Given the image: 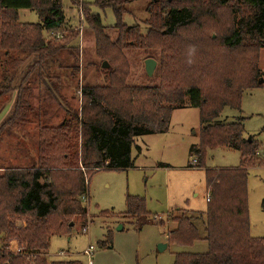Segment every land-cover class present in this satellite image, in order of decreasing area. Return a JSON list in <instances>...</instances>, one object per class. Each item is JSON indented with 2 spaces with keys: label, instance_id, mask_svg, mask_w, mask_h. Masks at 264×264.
<instances>
[{
  "label": "trees",
  "instance_id": "trees-1",
  "mask_svg": "<svg viewBox=\"0 0 264 264\" xmlns=\"http://www.w3.org/2000/svg\"><path fill=\"white\" fill-rule=\"evenodd\" d=\"M77 2L80 0H73L78 7ZM128 2L97 0L99 6L113 8L117 17L113 27L103 25L101 17L93 15L83 3L84 21L94 33L97 54L114 61L131 43L147 46V42H157L167 54L180 51L184 55L179 63L175 61L176 79L171 82L178 85L165 82L161 87H126L125 77L115 75L109 85L82 88L81 114H73L58 127L42 130L36 164L28 169L7 168L0 174V264H82L80 261L50 263L47 255L52 236L61 233L62 227L68 228L71 222L75 225L76 220L84 228L87 226L88 210L83 205V199L88 198L87 178L100 170L136 168L133 147L140 149L136 140L145 135L168 133L174 110L186 98L191 108L200 111V143L191 148L197 167L204 168L206 150L217 147L241 152L243 165L207 171L210 200L204 222L208 252L176 254L174 264H264V238L251 235L248 207L246 166H254L257 149L253 141L244 138L241 121L216 122L225 107L240 109L247 89L261 86L259 81L263 78L257 62L264 48V0H153L147 7L149 17L144 22L146 36L138 27L123 22ZM225 8L231 9L232 27L228 34L215 40L221 37L226 64L219 67L222 57L217 55L219 59H215L206 78L197 79L202 74L198 66L205 46H199L203 40L195 43L188 29H210L211 22H220L219 12ZM21 10L34 11L39 23H21ZM237 14L241 15L240 19ZM66 22L63 0H0V53L5 58H12L14 53L25 54L26 59L34 60L32 68L38 65L43 68L48 59L73 50L68 45L77 39L78 33L61 35L65 44L55 42L60 39H46L64 28ZM107 28L116 34L115 42L105 34ZM237 50L247 55V63L245 58H240L242 61L228 58L231 51ZM2 66L4 72L9 71L6 63ZM24 106L19 88L15 107L0 126V138L16 126ZM189 167L193 166L189 164ZM128 204L127 212L120 215L125 219L149 214L143 198L129 197ZM101 215L116 214L105 211ZM197 215L185 210L170 218L175 224L167 232L170 244L189 247L201 239L194 223ZM73 218L74 221H68ZM154 223L164 226L161 220L155 219ZM142 227L136 229L140 231ZM105 238L98 242L100 248L113 244V232L108 231ZM13 240L22 247L18 255L7 250ZM26 255L39 257L32 261Z\"/></svg>",
  "mask_w": 264,
  "mask_h": 264
},
{
  "label": "rangeland",
  "instance_id": "rangeland-1",
  "mask_svg": "<svg viewBox=\"0 0 264 264\" xmlns=\"http://www.w3.org/2000/svg\"><path fill=\"white\" fill-rule=\"evenodd\" d=\"M123 22L136 26L146 36L144 22L148 19V5L153 0H127ZM82 2V3H81ZM97 0H80L78 7L73 0H63L66 14L64 28L47 35V41L65 44L61 35L78 33V37L66 50L41 65L32 68L34 60L26 59L25 54L14 53L12 58H5L0 53V126L11 115L17 94L25 104L17 118L16 126L5 132L0 138V174L7 168L28 169L36 164L41 132L44 128H55L68 121L75 113L82 112V88L84 86L109 85L115 75L125 77L126 87H161L165 82L176 79L175 61L184 57L177 51L167 54L157 42L142 46L131 43L123 50L122 56L114 61L105 60L97 54L94 33L84 21L85 5L93 15L100 16L103 25L113 27L117 17L113 8L101 7ZM244 11V9H242ZM220 22H211L210 29L200 31L188 29L198 43L203 40L205 54L199 63L200 76L211 71L215 59L222 58L219 67L226 64L224 49L218 36H224L231 29L233 16L230 8L220 10ZM246 14V12H245ZM21 23L37 24L39 17L34 11H19ZM241 15L237 14V19ZM105 34L116 41V34L110 29ZM55 36V37H53ZM52 37V38H51ZM251 46L250 44H246ZM202 50V48H199ZM191 54H188V56ZM258 69L264 80V48L260 50ZM240 50L231 51L229 59H246ZM153 59L157 65L152 77L146 72V60ZM172 60V61H171ZM107 61L109 68H103ZM248 59H246L247 63ZM6 63L9 71L4 72ZM173 66V68H171ZM218 67V68H219ZM196 84V82H195ZM243 124L244 138L253 141L256 153L254 166L248 172V207L251 222V235L264 238V84L247 89L242 95L240 109L225 107L217 123ZM170 132L161 135H145L136 140L140 147H133L136 168L114 171L100 170L87 178V195L83 205L88 210V222L84 228L81 222H71L68 228L62 227L61 233L52 236L47 260L80 261L82 264H174L179 253L206 254L208 243L205 240L204 213L208 209L207 171L234 169L243 165L242 153L229 147L207 149L204 170H190L195 156L191 148L200 143L202 124L200 111L188 105V99L174 110ZM197 158V157H196ZM143 198L148 215L142 218L125 219L120 215L129 208L128 198ZM178 208L195 212L194 218L201 239L192 246L184 247L170 244L166 233L173 229L170 216L177 215ZM114 212L116 215L103 217L102 212ZM187 215H191L187 212ZM157 221L164 226L156 225ZM75 219H68V221ZM73 224V225H72ZM125 230L119 231L121 226ZM142 230L137 227L142 226ZM107 230L113 232V244L100 248L98 241H104ZM1 240V235H0ZM90 245L96 250L92 257L83 252ZM162 245H167L162 249ZM1 246V243H0ZM8 252L20 254L22 247L17 240L9 243ZM63 253V254H62ZM46 255H41L44 258ZM30 260L39 256L26 255Z\"/></svg>",
  "mask_w": 264,
  "mask_h": 264
},
{
  "label": "water",
  "instance_id": "water-1",
  "mask_svg": "<svg viewBox=\"0 0 264 264\" xmlns=\"http://www.w3.org/2000/svg\"><path fill=\"white\" fill-rule=\"evenodd\" d=\"M156 65H157V63H156L155 60H153V59H148V60H146V63H145V66H146V72H147V74H148L150 77L153 76L154 71H155V68H156ZM103 68H105V69H108V68H109V64H108V62L105 61V62L103 63ZM263 83H264V80H263V79L259 81V84H260V85H262ZM249 141H251V139H249ZM72 225H73V224H72ZM162 246H163L162 249L167 247V245H162Z\"/></svg>",
  "mask_w": 264,
  "mask_h": 264
},
{
  "label": "crops",
  "instance_id": "crops-1",
  "mask_svg": "<svg viewBox=\"0 0 264 264\" xmlns=\"http://www.w3.org/2000/svg\"><path fill=\"white\" fill-rule=\"evenodd\" d=\"M171 130V129H170ZM170 130H169V132H170ZM168 132V133H169ZM167 133V134H168ZM257 156H259V154H258V152H257ZM194 160H196V159H194ZM254 161H255V159H254ZM194 162V161H193ZM189 164H191V162L189 163ZM189 164H188V167H189ZM197 164H198V161L196 160V163L194 164H192L191 166H193V167H189V169L190 170H204V168H200V167H197ZM249 168V167H248ZM207 196H209V194L207 195ZM208 201V200H207ZM185 210L183 209V208H178V215H176V216H179L180 215V213L181 212H184ZM176 216H174V215H172V216H170V218L172 217H176ZM175 228V224L173 225V229ZM123 230H125V227H124V225L123 226H121V228H120V230L119 231H123ZM108 231H110V230H107V232ZM170 231V230H169ZM106 235V234H105ZM166 237H167V233H166ZM100 241V240H99ZM98 241V242H99ZM48 252H49V250H48ZM83 254H84V252H83Z\"/></svg>",
  "mask_w": 264,
  "mask_h": 264
},
{
  "label": "built area",
  "instance_id": "built-area-1",
  "mask_svg": "<svg viewBox=\"0 0 264 264\" xmlns=\"http://www.w3.org/2000/svg\"><path fill=\"white\" fill-rule=\"evenodd\" d=\"M51 36H52V34H51ZM61 37H62V36H61ZM57 38L59 39L60 36L58 35ZM193 163L195 164V163H196V160H194ZM207 200H208V201L210 200V196L207 197ZM95 250H96V247H95L94 245H90V246L88 247V249H86V250L84 251V255H86V256H88V257H92V256H93V253H94ZM62 254H63V253H62Z\"/></svg>",
  "mask_w": 264,
  "mask_h": 264
}]
</instances>
